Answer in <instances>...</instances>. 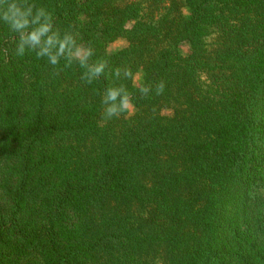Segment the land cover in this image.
I'll return each instance as SVG.
<instances>
[{"label": "trees", "instance_id": "obj_1", "mask_svg": "<svg viewBox=\"0 0 264 264\" xmlns=\"http://www.w3.org/2000/svg\"><path fill=\"white\" fill-rule=\"evenodd\" d=\"M31 2L165 89L104 121L0 22V264H264V0Z\"/></svg>", "mask_w": 264, "mask_h": 264}, {"label": "clouds", "instance_id": "obj_2", "mask_svg": "<svg viewBox=\"0 0 264 264\" xmlns=\"http://www.w3.org/2000/svg\"><path fill=\"white\" fill-rule=\"evenodd\" d=\"M0 22L13 34L16 56L34 53L38 59H46L53 67V75L75 65L82 69L80 80L85 84H92L101 77L111 79L113 82L101 95V117L104 121L130 115L134 111L132 93L115 81L131 80L141 98L150 94L160 96L164 92L163 80L155 85L145 83L128 66L110 68L106 59H93L96 53L91 43L82 42L71 29L61 31L55 27L53 14L31 0H0ZM61 61L63 68L59 67Z\"/></svg>", "mask_w": 264, "mask_h": 264}, {"label": "rangeland", "instance_id": "obj_3", "mask_svg": "<svg viewBox=\"0 0 264 264\" xmlns=\"http://www.w3.org/2000/svg\"><path fill=\"white\" fill-rule=\"evenodd\" d=\"M125 45H126V41L125 40H123V39H116L115 41H113V42H111V43H109L107 45V51L109 53H114V52L118 51L120 48H122ZM182 50L184 52H186L187 51V46L186 45H183L182 46ZM136 75H138L140 78L142 77L141 72H138Z\"/></svg>", "mask_w": 264, "mask_h": 264}]
</instances>
